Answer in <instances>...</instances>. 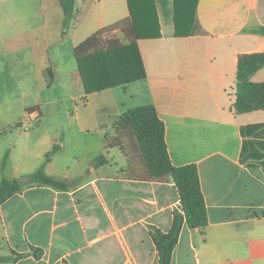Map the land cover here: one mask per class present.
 I'll return each mask as SVG.
<instances>
[{"label": "crops", "instance_id": "1", "mask_svg": "<svg viewBox=\"0 0 264 264\" xmlns=\"http://www.w3.org/2000/svg\"><path fill=\"white\" fill-rule=\"evenodd\" d=\"M156 5L161 38L134 39L147 78L87 95L72 53L104 28H128V0H76V24L64 37L60 0H0V96L10 106L15 87L25 99L38 94L29 85L46 81L48 69L50 87L65 76L76 92L73 108L57 110L69 120L57 122L55 138L17 163V149L7 151L4 178L13 180L30 178L57 146L44 171L69 189L29 184L0 205V259H10L0 264H158L151 228L169 232L179 194L171 178H148L130 126L119 125L147 105L165 124L172 164L198 166L208 211L205 229L183 227L171 264H264V110L233 108L239 57L264 52V0H198L186 37L176 36L174 1ZM114 34L130 42L122 29ZM67 39L69 68L61 61ZM49 52L58 65L47 64ZM252 81L264 83V68ZM41 102L24 105L22 117L42 123ZM34 249L40 258L14 260Z\"/></svg>", "mask_w": 264, "mask_h": 264}, {"label": "trees", "instance_id": "2", "mask_svg": "<svg viewBox=\"0 0 264 264\" xmlns=\"http://www.w3.org/2000/svg\"><path fill=\"white\" fill-rule=\"evenodd\" d=\"M76 0H60L64 14L63 37L75 26L74 7ZM174 23L177 37L189 35L193 14L198 0H173ZM131 17L128 28L116 24L102 29L75 48L79 72L87 95L116 87H124L131 83L143 81L147 72L139 47L134 39L149 40L161 38V26L157 13L156 0H128ZM185 25H188L184 30ZM122 29L130 40L123 43L114 33ZM264 36V30L258 31ZM264 68V52L241 55L238 61L237 84L234 110L237 114H245L264 110V83H254L253 76ZM86 101V99H85ZM36 108H29L33 113ZM121 121L130 126L139 149L140 157L145 164L147 176L151 181L161 182L171 178L175 184L181 207L173 212L172 227L167 233L151 228V237L155 243L159 260L158 264H171L173 252L179 242L183 227L205 229L209 224L207 205L201 187L198 166L190 164L175 167L170 159L165 135L166 128L153 105L130 109L121 117ZM120 121V122H121ZM59 148L55 146L46 154L42 166L30 176L31 182L58 190L69 189L67 182L48 176L44 169ZM5 156L4 166L8 160ZM99 163H107L104 157ZM17 179L3 178L0 183V205L23 190ZM43 252L39 249L28 254H19L14 260L33 255L40 258ZM8 262L10 259H0Z\"/></svg>", "mask_w": 264, "mask_h": 264}, {"label": "rangeland", "instance_id": "3", "mask_svg": "<svg viewBox=\"0 0 264 264\" xmlns=\"http://www.w3.org/2000/svg\"><path fill=\"white\" fill-rule=\"evenodd\" d=\"M78 20V16L76 17ZM73 24H76V21H73ZM165 30H168V26L164 23ZM75 27V26H74ZM73 27V28H74ZM71 28L70 30H72ZM69 30V31H70ZM68 31V32H69ZM67 32V33H68ZM125 43V39H123ZM71 41L67 39L65 45H63V51H62V59L63 64H67V67L69 68V62L67 60L69 59V45ZM68 48V49H67ZM47 54V64L49 63V66L51 63H54L58 65V60L53 58V60L50 58L52 57V53ZM51 55V56H50ZM72 56L74 59L71 60L73 68L76 66V59L74 52L72 53ZM71 59V56H70ZM60 61V62H61ZM70 69H66L64 66L62 68V71L67 73ZM51 69H48L46 74V81L43 79L40 81L39 86L37 83H31L29 86L33 90L37 91L38 94H32L35 92H30L27 99H25L22 96V93L19 92V90H16L11 96L8 94L10 99H15L10 106L6 102L5 96H0V181L4 178V160L5 155L7 151H14L16 148L18 153L16 157L14 158V162H18L20 159H22L25 155L26 149L28 147H33L34 144H37L43 140H46L47 138H55L57 136L56 126L58 125V121L62 123H66L67 117L57 114V110L65 112L68 109L73 108L71 106V101L68 99L70 95L75 94V88L73 85V82L68 83L64 81L66 78L65 76L60 77V81H57L52 87H50V82L52 81L51 76ZM68 77V76H67ZM64 85V87H63ZM71 93V94H70ZM40 96V100H42L41 105L42 109L45 114V118L42 119V123H38L35 119L31 120L27 117L23 118V114L25 113V110L23 109L24 105H33L31 103L34 102V98ZM57 98L65 99L63 103L60 104L53 102ZM68 99V100H66ZM78 101L77 103H79ZM10 108V111L8 109ZM69 119H67L68 122ZM22 124L23 130L19 131L18 129L20 127H12L14 125H17L18 122ZM11 124H8V123ZM12 125V126H10ZM120 126H125L123 121L119 123ZM14 128V129H13ZM95 144V142H94ZM22 150L23 153H22ZM24 177V176H23ZM20 178V177H19ZM18 179V178H17ZM34 184L32 182H29L26 185Z\"/></svg>", "mask_w": 264, "mask_h": 264}, {"label": "water", "instance_id": "4", "mask_svg": "<svg viewBox=\"0 0 264 264\" xmlns=\"http://www.w3.org/2000/svg\"><path fill=\"white\" fill-rule=\"evenodd\" d=\"M18 183L20 185H24L25 183L29 182L30 181V178L27 177V176H24V177H20L17 179Z\"/></svg>", "mask_w": 264, "mask_h": 264}]
</instances>
